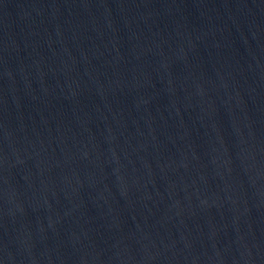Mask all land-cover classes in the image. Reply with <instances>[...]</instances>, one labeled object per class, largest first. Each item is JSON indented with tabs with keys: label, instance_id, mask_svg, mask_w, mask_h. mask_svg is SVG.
Returning <instances> with one entry per match:
<instances>
[{
	"label": "water",
	"instance_id": "95a60500",
	"mask_svg": "<svg viewBox=\"0 0 264 264\" xmlns=\"http://www.w3.org/2000/svg\"><path fill=\"white\" fill-rule=\"evenodd\" d=\"M0 264H264V0H0Z\"/></svg>",
	"mask_w": 264,
	"mask_h": 264
}]
</instances>
